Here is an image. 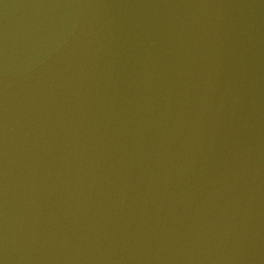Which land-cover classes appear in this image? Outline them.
<instances>
[{
  "label": "water",
  "instance_id": "95a60500",
  "mask_svg": "<svg viewBox=\"0 0 264 264\" xmlns=\"http://www.w3.org/2000/svg\"><path fill=\"white\" fill-rule=\"evenodd\" d=\"M0 264H264V0H0Z\"/></svg>",
  "mask_w": 264,
  "mask_h": 264
}]
</instances>
